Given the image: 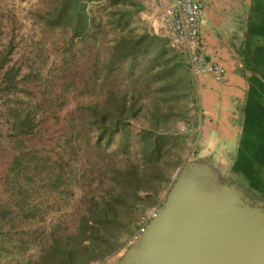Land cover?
Segmentation results:
<instances>
[{"label": "rangeland", "instance_id": "obj_1", "mask_svg": "<svg viewBox=\"0 0 264 264\" xmlns=\"http://www.w3.org/2000/svg\"><path fill=\"white\" fill-rule=\"evenodd\" d=\"M48 4L0 0V58H5L0 70V206L16 218L22 202L28 210L27 220L18 218L15 226L2 223L0 264H35L54 228L77 231L78 219L105 200L116 204L118 222L97 248L98 258L78 254L73 264H117L193 157L188 125L194 121L197 80L165 29L155 26L153 19L161 23V12L154 0L84 1L96 25L84 38L73 39L40 23L36 15ZM119 41L138 45L135 58L121 61L123 56L113 55ZM10 69L13 83L4 77ZM124 99L137 111L119 127L129 131V144L123 147L122 131L100 140L98 128L104 110L110 124L112 111ZM17 112L36 125L35 133L23 138L26 146L44 150L64 170L52 162L39 172L23 170L16 179L12 164L20 138L12 124ZM80 114L88 118L82 122ZM144 131L168 138L157 170L133 138ZM251 200L264 207V201Z\"/></svg>", "mask_w": 264, "mask_h": 264}, {"label": "crops", "instance_id": "obj_2", "mask_svg": "<svg viewBox=\"0 0 264 264\" xmlns=\"http://www.w3.org/2000/svg\"><path fill=\"white\" fill-rule=\"evenodd\" d=\"M204 2L206 58L222 67L225 80L196 81L190 162L209 165L250 202L264 201V0ZM154 3L161 12L167 0Z\"/></svg>", "mask_w": 264, "mask_h": 264}, {"label": "water", "instance_id": "obj_3", "mask_svg": "<svg viewBox=\"0 0 264 264\" xmlns=\"http://www.w3.org/2000/svg\"><path fill=\"white\" fill-rule=\"evenodd\" d=\"M117 264H264V207L188 162Z\"/></svg>", "mask_w": 264, "mask_h": 264}, {"label": "trees", "instance_id": "obj_4", "mask_svg": "<svg viewBox=\"0 0 264 264\" xmlns=\"http://www.w3.org/2000/svg\"><path fill=\"white\" fill-rule=\"evenodd\" d=\"M45 1V0H44ZM48 6H45L41 13L36 15L40 23L49 30H60L64 33L70 34L73 38H84L87 36L92 28V25H96L95 20L90 19L88 12L85 11L83 7L84 1H101V0H47ZM137 46L132 44H124V41H119L113 48V55L117 54L123 56L121 61H128L134 57V53H137ZM119 55V56H120ZM5 58H0V70L4 68ZM114 60L111 64H113ZM10 69L5 74V79L9 78L10 83H13L15 80V74ZM110 71V70H109ZM12 111V110H11ZM10 111V112H11ZM137 110H135V105L127 107V101L124 99L116 108L112 111V118H110V124L106 122L108 116L107 112L104 110V115L102 120H100V140H103L108 134L109 138L116 134H121V140L123 141L122 146L129 144L128 132L126 128L119 129L121 124L125 126V119L134 116ZM116 113L119 117L116 116ZM18 115L14 116V122L12 124L13 132L15 133L16 138H20L16 144L15 158L13 160V170L17 172L16 179L18 180L19 174L23 170H31L33 172H39L44 169V167L49 163H54L56 170H64L63 165L59 161H51L52 158L45 155L44 150L39 149H30L26 146V142L23 141V138H28L33 135L36 125L29 116H22L17 112ZM79 118L82 122L85 121V118H88L86 114H80ZM136 141L137 148L139 153L142 155L146 162L153 164V168L156 170L157 163L162 156L164 143L168 141L167 137H156L150 131L141 132L133 136ZM36 146V145H35ZM34 147V146H33ZM127 147V146H126ZM36 148V147H35ZM119 174V172H118ZM132 175V173H130ZM61 175V174H60ZM55 176V179H61V176ZM33 176L30 177V179ZM127 173L124 172L122 178L127 180ZM42 181L41 177L36 179ZM264 192V185L260 187ZM20 210L22 214H18L17 218L13 217V214L10 212V208L7 206H0V228L3 222L15 226L16 219L19 218V221H25L28 219V210H25V203L22 202ZM21 205V204H19ZM116 204L112 200H105L100 204H95L90 209V214L88 216L78 219L76 223L77 231H74L71 234L64 232H59L54 228L50 235L49 242L47 247L43 248L41 256L36 261L35 264H54L57 260L59 262H67V264H73L75 258L78 254L81 257H93L96 256L97 248L104 242L107 241L106 235L111 230V224H117V212L114 210ZM31 211V210H30ZM33 213V212H32ZM21 225V223H20ZM88 241V245L84 243ZM22 244L25 243L24 240H21Z\"/></svg>", "mask_w": 264, "mask_h": 264}, {"label": "built area", "instance_id": "obj_5", "mask_svg": "<svg viewBox=\"0 0 264 264\" xmlns=\"http://www.w3.org/2000/svg\"><path fill=\"white\" fill-rule=\"evenodd\" d=\"M204 4V0H167L161 11V24L172 46L187 59L189 70L198 83L205 84L209 80L223 83L224 70L206 58L201 38Z\"/></svg>", "mask_w": 264, "mask_h": 264}, {"label": "bare ground", "instance_id": "obj_6", "mask_svg": "<svg viewBox=\"0 0 264 264\" xmlns=\"http://www.w3.org/2000/svg\"><path fill=\"white\" fill-rule=\"evenodd\" d=\"M161 25H162V24H161ZM161 27H162V29H164L163 25H162Z\"/></svg>", "mask_w": 264, "mask_h": 264}, {"label": "flooded vegetation", "instance_id": "obj_7", "mask_svg": "<svg viewBox=\"0 0 264 264\" xmlns=\"http://www.w3.org/2000/svg\"><path fill=\"white\" fill-rule=\"evenodd\" d=\"M253 205V204H252ZM253 206H256V205H253Z\"/></svg>", "mask_w": 264, "mask_h": 264}]
</instances>
